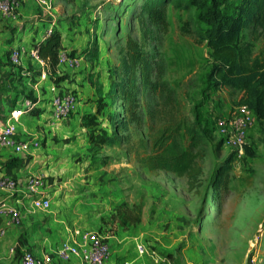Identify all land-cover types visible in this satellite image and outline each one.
Wrapping results in <instances>:
<instances>
[{"label":"rangeland","instance_id":"rangeland-1","mask_svg":"<svg viewBox=\"0 0 264 264\" xmlns=\"http://www.w3.org/2000/svg\"><path fill=\"white\" fill-rule=\"evenodd\" d=\"M188 1L52 3L56 17H63L66 24H78L74 19L87 11L90 23L98 28L102 54L94 55L97 48H93L91 58L83 57L82 63L105 71L92 81L95 119L92 125L84 122L81 133L89 134L93 127L104 129L109 139L101 146L87 138L79 142L83 150L74 152L58 177L63 191L55 197L59 211L54 216L64 221L91 215L105 227L111 226L110 230L130 233L131 241L144 246L143 254L151 264H264V119L250 112L238 138L229 135L228 125L217 123L227 122L236 113L241 92L227 86L215 88L209 81V48L199 37L209 27L203 19L205 6ZM217 1L229 13L239 0ZM159 2L165 5L166 24L151 23L144 12L145 49L161 64V78L174 89L175 101L164 106L153 94L138 95L139 120L120 131L115 126L120 100L118 96L112 100L108 93L116 80L111 69L119 63L126 35L141 41L137 16L142 8ZM242 40L253 43L252 56L261 54L264 42L253 40L248 28ZM54 69L50 74L56 77ZM31 72L36 75L37 71ZM169 120L179 125L180 144L192 152L200 167L194 177L148 169L137 161L150 151L157 127ZM192 125L202 134L199 145L191 141L187 130Z\"/></svg>","mask_w":264,"mask_h":264},{"label":"crops","instance_id":"crops-1","mask_svg":"<svg viewBox=\"0 0 264 264\" xmlns=\"http://www.w3.org/2000/svg\"><path fill=\"white\" fill-rule=\"evenodd\" d=\"M59 1L52 0V3ZM78 15L79 18L74 19L78 24L74 26L62 21L63 17L54 15L60 20L55 25L60 39L58 51L64 50L68 42H71L74 53L79 54L85 48H97V54L92 52L100 58L103 50L101 45H97L98 28L90 23L91 14L86 11ZM52 17L49 12L39 8L35 0H19L14 17L0 13V122L4 121L17 100L29 94L31 98L38 99L37 107L32 113L22 115L14 138L23 140L38 135L41 141L40 146L23 151H15L12 147L0 150V176L11 177L18 182L13 189H0V198L21 211V219L17 224H8V217L0 213V264H19L20 253L24 249L32 251L45 264H78L76 259L62 260L56 253L62 239L70 237L71 227L100 232L111 245L109 264H151L143 253L138 252V242L131 241L133 237L130 233L119 229L110 230L111 226L105 227L91 215L84 214L64 221L54 216V211H59L55 197L63 191L58 177L69 166L74 152L83 150L79 142L86 139L88 134L83 135L81 131L85 130L84 115L92 111V81L99 77V71L105 69L88 67L82 63L80 68L68 70L63 64L56 63L54 71L58 83L75 88L78 100L68 117L52 120L48 113L51 95L46 90L47 83L44 82L40 87L23 83L16 69L8 62V54L12 49L23 48L25 53L22 55V65L38 70L39 63L27 54V50L44 40V29ZM83 57L84 60L91 58ZM109 69L111 65L106 69L108 73ZM30 175L41 177L39 191L49 198L48 208H31L26 188Z\"/></svg>","mask_w":264,"mask_h":264},{"label":"trees","instance_id":"trees-1","mask_svg":"<svg viewBox=\"0 0 264 264\" xmlns=\"http://www.w3.org/2000/svg\"><path fill=\"white\" fill-rule=\"evenodd\" d=\"M198 2L205 6L203 19L209 25L199 35L209 48V81L215 88L227 86L240 91L239 103L246 105L257 118L264 119V48L260 55L252 56L253 43L242 40V32L248 28L253 40L261 38L264 42V0H239L229 13L220 9L217 0L188 1L190 4ZM188 3H184V6L187 7ZM144 12L151 23L166 24L163 2L145 4L137 16L141 41L126 35L124 47L119 51V63L111 69L116 80L109 87L108 93L112 95V100L117 96L120 100V113L115 125L120 131L125 130L129 123L139 120L135 110L139 104L138 95L144 98L146 94H153L164 106H170L175 101L174 89L161 78V64L145 49L148 30ZM55 28L38 44V54L53 67L57 63L60 44ZM92 53L89 48H85L79 54L91 56ZM48 77L58 82L56 77ZM94 119L91 112L84 115V122L87 124L92 125ZM178 128L179 125L172 120L159 125L151 135L150 151L137 157L139 164L148 169H163L177 175L196 176L200 167L192 152L180 144ZM187 130L191 141L199 145L202 140L201 132L193 125ZM108 140L104 129L94 127L87 137V141L95 146H101Z\"/></svg>","mask_w":264,"mask_h":264},{"label":"built area","instance_id":"built-area-1","mask_svg":"<svg viewBox=\"0 0 264 264\" xmlns=\"http://www.w3.org/2000/svg\"><path fill=\"white\" fill-rule=\"evenodd\" d=\"M38 7L49 12L53 17L44 29L43 39L49 36L55 28V10L52 7V0H35ZM19 0H0V13L7 17H14L17 13ZM72 45H67L64 50L58 51L57 63L63 64L68 70H76L82 66L83 55L76 54ZM25 49L15 47L8 54V62L16 69L17 75L23 79L25 84H33L40 87L46 82V90L50 93L49 116L52 120L68 117L78 100L75 88L63 86L60 83L49 79L51 67L49 61L38 54V43L33 44L27 50V54L39 63L36 75L29 67L22 65V55ZM37 98H31L25 94L21 100H17L14 107L6 115L3 122H0V150L5 147H12L15 151H23L30 147L40 146V137L16 140L14 138L17 123L22 115L32 113L37 107ZM250 109L240 104L238 110L226 122L218 120L220 126L228 125L229 135L235 138L241 136L243 128L248 120ZM18 182L8 176H0V189H13ZM41 177L30 175L26 181L27 193L32 209H44L50 206V200L39 191ZM0 213L8 217V224H17L21 219V211L15 205H9L7 201L0 198ZM139 253L144 252L142 244L137 245ZM56 253L62 260L76 259L78 264H109L111 256V245L109 241L98 231L73 229L70 237L63 239L57 246ZM19 264H45L43 259L37 257L29 249H24L20 253Z\"/></svg>","mask_w":264,"mask_h":264}]
</instances>
